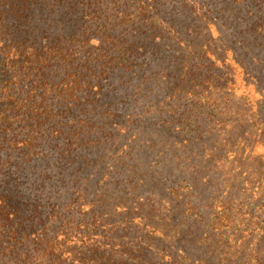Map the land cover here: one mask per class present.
I'll return each mask as SVG.
<instances>
[{
	"label": "trees",
	"instance_id": "16d2710c",
	"mask_svg": "<svg viewBox=\"0 0 264 264\" xmlns=\"http://www.w3.org/2000/svg\"><path fill=\"white\" fill-rule=\"evenodd\" d=\"M245 1L0 0V264H264V105L204 40Z\"/></svg>",
	"mask_w": 264,
	"mask_h": 264
},
{
	"label": "rangeland",
	"instance_id": "374dc122",
	"mask_svg": "<svg viewBox=\"0 0 264 264\" xmlns=\"http://www.w3.org/2000/svg\"><path fill=\"white\" fill-rule=\"evenodd\" d=\"M219 1L222 5L227 3V0ZM260 2L263 3L260 5L250 6L245 1V5L240 8L241 10L238 12H236L237 10H234L228 20L233 28L242 31L241 34H239V37H237V40L241 42H237L236 38L232 34V30L228 28V23L224 25V36L222 38H218V42L216 41L217 34L213 29H210L212 37L211 41H208L209 35L204 36V40L208 43L206 45H210L208 47H211V49L219 56L222 55L227 44L232 42L233 50H231V52L233 53V57L236 59L233 64L235 74L232 75L235 78L236 89H234L235 91L233 92V99L226 106H228V108L235 113V123H237L240 119L245 121L246 117L257 113V111H255V108H258L257 102H260V106L264 105V1L259 0L256 4ZM230 12L231 9L229 14ZM226 18H228V8L226 11ZM256 24H260L262 27L261 29L263 30L259 31V28L255 29ZM242 39L246 42L248 41L249 43H253L255 47L251 46L247 50L246 43L245 41L243 42ZM237 62L242 66V69L239 68V66L237 68L235 65ZM217 64L223 66L222 68L224 73L228 72V62L227 65H224V62L219 60L217 61ZM245 83L248 84L247 88L245 87ZM244 113H247V115L245 116ZM246 123L251 124V121L246 120ZM203 125L205 127L208 123H204ZM245 127L248 128L247 125ZM208 190L209 189H205L206 192Z\"/></svg>",
	"mask_w": 264,
	"mask_h": 264
}]
</instances>
